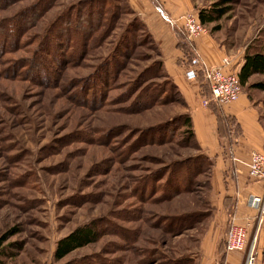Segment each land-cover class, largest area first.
I'll return each mask as SVG.
<instances>
[{
    "label": "rangeland",
    "instance_id": "obj_1",
    "mask_svg": "<svg viewBox=\"0 0 264 264\" xmlns=\"http://www.w3.org/2000/svg\"><path fill=\"white\" fill-rule=\"evenodd\" d=\"M39 1L0 0V26H11V19ZM81 1L88 0H55L31 28L20 31L16 44L0 33L1 264H212L213 258L215 264H223L228 255L223 242L215 257L202 249L204 236L217 226L209 202L212 169L207 161H199L206 156L187 139L181 118L187 108L168 98L167 90L157 93L159 103L147 110L132 107L138 88L166 83L162 77L149 79L159 58L144 33L136 30L134 47L124 48L127 56L120 57L118 80L105 89L101 104L90 100L87 91L82 93L85 100L77 96L78 82L95 74L132 23L126 3L118 1L122 13L114 12L118 20L111 18L97 45L79 59L67 60L62 71L45 77V83L30 81L24 73V65L42 50L44 32ZM191 3L197 14L227 9L220 21L205 26L204 36L228 56L241 58L247 48L250 54H264V0ZM181 89L187 92L182 84ZM242 94L259 107L263 121L264 74L253 76ZM230 126L235 139L239 131L235 123ZM156 129L163 135L142 136ZM234 139L226 142L227 151ZM199 162L200 173H189L190 184L179 182L185 169ZM174 163V169L184 168L176 177V188L170 185L176 172L168 173ZM146 177L154 181L143 191L140 180ZM246 203L247 198L236 223L246 228L247 246L229 255L241 256L244 264L254 247L255 264H264V220L257 231L256 213ZM86 225L100 233L98 240L56 262L57 242ZM227 227L220 231L223 239Z\"/></svg>",
    "mask_w": 264,
    "mask_h": 264
},
{
    "label": "trees",
    "instance_id": "obj_2",
    "mask_svg": "<svg viewBox=\"0 0 264 264\" xmlns=\"http://www.w3.org/2000/svg\"><path fill=\"white\" fill-rule=\"evenodd\" d=\"M54 1L55 0H40L36 6L32 7L31 9L22 11L13 19H11L9 22V25L11 26H7L6 28L0 26V33L6 35V37L8 36V39L11 38L10 40L12 44H16V40L18 39L17 37L19 36L20 31H27L29 28H31L33 24L41 17V15L54 5ZM118 1L126 3V11L130 12V14L134 16L133 21L130 25H128L127 28H125V33L120 37V40L117 43L118 45L113 48L112 53L105 59L102 64H99L97 66L95 74L78 82L76 88L80 90L78 91L77 96H79L80 99L85 100L84 97H82L84 96L82 93L84 91H87V93H90V100L96 102V104L98 101L100 104L103 102L104 98H106L105 89H110L118 80V73L122 67L120 57L127 56L126 51L123 52L124 48H128V46L130 45L134 47L136 39H138L139 37V35L136 34L135 31L139 30L144 33V39H146L147 42L155 48L156 55L159 58L156 62L153 63L151 67L153 71L150 72L149 79H158L162 77L166 80V83L163 87L149 84L144 87L141 86L140 88H138V94L134 98L136 102L132 104V107H134V109L139 112L157 105L160 99L156 95L163 90H167V92L169 93L168 98L171 96V98H174L175 100H180L185 106L178 87L173 83L169 75L165 72L161 58V52L156 46L155 40L151 37L147 29H145V26L141 23L138 17H136L135 12L131 10L127 0H88L87 2L81 1L76 3V5H73L66 11H63L58 19L55 20L50 25V28L46 30V32H44V34L41 36L39 43L42 47V50H39V52L32 59H30L26 63V65H24V73L29 76L30 81L35 80V82L45 83V80L47 79L45 77H52V75L55 74L58 70L62 71L64 69L63 65L67 64V60L71 61L72 59H79L83 54H86L89 50H91L95 45L98 44L99 40L105 34V27L110 23L111 18L114 17V20H118V16H114L115 13H122ZM226 10L227 9L225 8H212L209 11L200 10L198 14H196L198 15L200 23L203 26H207L220 21L227 13ZM175 35L178 39V47L186 52V57L188 60L191 55L190 46L183 40L182 36L178 32L175 31ZM0 46L3 50L4 46L2 42L0 43ZM119 49L122 53L119 51ZM246 51L247 52H245L243 57V64L238 73V79L241 88L247 87L249 80L253 76L264 74V54L260 52L250 54L248 53V48L246 49ZM57 60H60V62L57 63ZM69 65L70 64H68V66ZM66 68L68 67L65 66V69ZM16 69L17 66L12 68V72L16 73ZM28 73L31 75V78ZM200 82L201 79L199 83ZM137 85V82H134L131 86L133 89H135ZM199 88L201 89L200 97L204 96L205 94L206 96H208V90L202 83H200ZM209 107H214V105L211 104ZM216 112L217 117L219 118V122L221 121L222 123L220 113L218 111ZM181 118H183V126L186 127L187 139L189 140V142L191 141L196 148L199 149L195 141L193 125L189 115H183ZM260 122L264 129V118L263 121ZM235 126L238 129V126ZM232 130L230 129L231 133H233ZM142 133V136H144V138L152 139V137L157 136L158 133L161 135L162 131L156 129L155 131L147 130ZM202 160L207 161L209 167L212 169V159H209L207 157H204V159L199 158V161ZM175 164L176 163H174L168 169V173L172 174L173 172H176L175 176L172 175V177L170 178V185L172 188L174 184V188L180 186L179 183H175L176 177L182 176L180 175V172L184 171V168L182 169L181 167L180 169L176 168L178 170L174 169L176 166ZM198 168H201L200 162L187 167L185 169V177L183 176L182 178H180L179 182H181L182 184L188 182V184H190V180H188L189 173H200L199 171H196L199 170ZM153 181L154 180L152 179V177H146L140 180V186H143V191L144 188L147 187L149 183L152 184ZM99 234L100 233L95 229V227L91 225H86L75 229L73 232L69 233L67 236L57 242L54 251V260L56 262H60L71 253L92 243H95L98 240Z\"/></svg>",
    "mask_w": 264,
    "mask_h": 264
},
{
    "label": "crops",
    "instance_id": "obj_3",
    "mask_svg": "<svg viewBox=\"0 0 264 264\" xmlns=\"http://www.w3.org/2000/svg\"><path fill=\"white\" fill-rule=\"evenodd\" d=\"M127 2L155 40L161 52L165 72L183 97L193 125L198 151L213 160L209 202L215 209L213 221L217 226L212 225L204 236L202 249L209 255L214 254L215 257L218 246L223 242L220 231L224 230L225 225H228L233 217L236 222L239 220L238 213L242 216L249 195L262 193L259 185L250 183L245 166L251 152L264 151V129L259 119V107L254 106V103L243 94L235 103L222 108L216 106L203 108L199 103L201 97L198 83L193 84L185 79L186 52L178 47L174 27L170 24L171 21L193 11L191 0H127ZM196 47L200 58L208 67H218L221 60L227 57L231 61L229 70L239 73L244 54L241 58L228 56L222 47L205 36L196 41ZM181 84L186 87L187 92L181 89ZM216 111L220 113L222 123L219 122ZM231 122L238 126L237 139L233 138L230 131ZM232 139L235 143L227 151L226 142ZM240 259L239 255L228 254L222 263L240 264ZM214 260L213 258L212 264L216 263Z\"/></svg>",
    "mask_w": 264,
    "mask_h": 264
},
{
    "label": "built area",
    "instance_id": "obj_4",
    "mask_svg": "<svg viewBox=\"0 0 264 264\" xmlns=\"http://www.w3.org/2000/svg\"><path fill=\"white\" fill-rule=\"evenodd\" d=\"M170 24L190 46L191 55L186 63L185 79L193 84H199L201 79L200 83L208 90L206 99L202 100V97L200 99L201 106L208 108L213 104L218 108H222L235 103L242 94V88L239 83L238 73L234 70H229L231 61L225 57L221 60V64L218 67H208L198 54L196 41L207 34V30L200 23L198 15L193 11L188 12L171 21ZM199 95H201V89L199 90ZM245 166L250 183L259 185L262 189L260 195L251 194L247 198V206L256 213V229L258 231L264 220V153L251 152ZM246 246V228L238 225L233 217L228 223L227 232L223 239L224 252L226 254L241 252L245 250ZM244 264H255L254 247L248 250Z\"/></svg>",
    "mask_w": 264,
    "mask_h": 264
}]
</instances>
